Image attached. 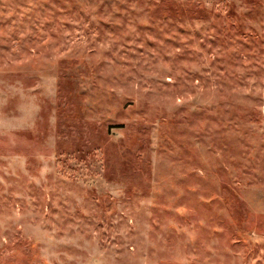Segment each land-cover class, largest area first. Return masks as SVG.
Listing matches in <instances>:
<instances>
[{
	"label": "rangeland",
	"instance_id": "374dc122",
	"mask_svg": "<svg viewBox=\"0 0 264 264\" xmlns=\"http://www.w3.org/2000/svg\"><path fill=\"white\" fill-rule=\"evenodd\" d=\"M0 264H264V0H0Z\"/></svg>",
	"mask_w": 264,
	"mask_h": 264
}]
</instances>
